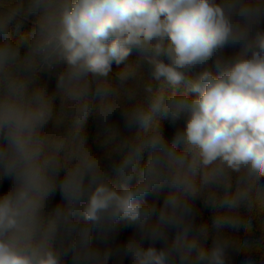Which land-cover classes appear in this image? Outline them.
<instances>
[{"label": "clouds", "instance_id": "1", "mask_svg": "<svg viewBox=\"0 0 264 264\" xmlns=\"http://www.w3.org/2000/svg\"><path fill=\"white\" fill-rule=\"evenodd\" d=\"M262 14L261 0H0V175L13 180L0 194V264H65L72 232L73 264H108L92 233L120 221L140 231L121 249L131 264H233V253L252 264L264 212ZM229 45L243 51L227 57ZM56 69L50 90L38 74ZM93 108L102 130L90 143ZM117 111L142 128L133 139L112 123ZM161 115L176 125L171 139ZM165 185L153 222L145 197ZM57 188L63 201L46 213ZM197 201L214 210L211 225L197 223Z\"/></svg>", "mask_w": 264, "mask_h": 264}, {"label": "trees", "instance_id": "2", "mask_svg": "<svg viewBox=\"0 0 264 264\" xmlns=\"http://www.w3.org/2000/svg\"><path fill=\"white\" fill-rule=\"evenodd\" d=\"M261 3H264V0H261ZM32 28V25L29 23H24L19 28L13 27V39L17 40L21 36L25 35L29 32ZM258 29L264 31V14L260 16V23L258 25ZM254 30H256L254 28ZM243 51V47L241 45H229L223 50V54L227 57L235 56L240 54ZM59 69L49 71V74H46L47 71H43L39 73V79L43 82H46L48 88L53 90L55 88L56 83V73ZM160 82L154 81L153 87H159ZM168 91L170 92L171 89L169 88ZM112 123L119 129L122 136L127 137L129 140L133 139L139 132L142 131V128L139 125L133 126L132 128H128L125 126L124 120L119 113V111L115 112L112 116ZM159 120L165 135L171 139L172 135L174 134L176 125L171 122L170 117L161 115L156 118ZM85 129L91 143L97 132L102 130L100 121L98 120L97 116L95 115V109L89 113V116L85 122ZM95 149L96 146L93 145ZM115 162H119V158H115ZM111 164V162H106ZM113 178L114 177V174ZM63 175L61 174L58 179H62ZM13 180L11 177L2 176L0 175V194L6 193L9 188L12 186ZM134 183V181H133ZM170 194V188L165 185L163 187L157 188L154 191L147 194L145 197L146 201L150 206H152L155 211L151 216V221L155 222L158 218V214L160 209L163 207L164 201ZM62 193L57 188V190L52 194L50 199L46 203L45 212L50 213L54 210L57 205L62 203ZM197 206L201 209L203 216L197 223L207 221L209 225H211V219L214 215V210L212 207L204 205L201 201H197ZM253 236L258 240V247L252 253L251 259L252 264H264V212L258 214L256 218L253 220ZM235 235L244 238L245 233L243 228L238 232L234 233ZM174 236V231L169 232L168 239L171 240ZM76 238V233L72 232L70 234H66L64 237L65 247L68 249L67 255L65 257V264H73L72 261V251L71 246L73 241ZM135 238L137 240L140 239V231L138 225L128 223L126 221H120L114 226L110 228L107 232L102 229H94L92 233V246L94 248H98L101 251H109V260L108 264H120L122 259L123 264H131L130 257H121V249L126 245L129 239ZM154 244L155 247L162 248L164 246V242L161 240H157L155 242L150 240H144V246L147 247L149 245ZM232 262L233 264H244L243 257L238 256L235 253L232 254Z\"/></svg>", "mask_w": 264, "mask_h": 264}, {"label": "water", "instance_id": "3", "mask_svg": "<svg viewBox=\"0 0 264 264\" xmlns=\"http://www.w3.org/2000/svg\"><path fill=\"white\" fill-rule=\"evenodd\" d=\"M46 74H49V71H47Z\"/></svg>", "mask_w": 264, "mask_h": 264}, {"label": "rangeland", "instance_id": "4", "mask_svg": "<svg viewBox=\"0 0 264 264\" xmlns=\"http://www.w3.org/2000/svg\"><path fill=\"white\" fill-rule=\"evenodd\" d=\"M62 201H63V197H62Z\"/></svg>", "mask_w": 264, "mask_h": 264}]
</instances>
